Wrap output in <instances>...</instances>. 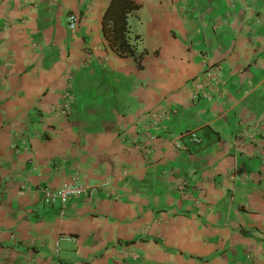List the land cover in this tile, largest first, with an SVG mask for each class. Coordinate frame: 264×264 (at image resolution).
Instances as JSON below:
<instances>
[{"label": "crops", "instance_id": "1", "mask_svg": "<svg viewBox=\"0 0 264 264\" xmlns=\"http://www.w3.org/2000/svg\"><path fill=\"white\" fill-rule=\"evenodd\" d=\"M111 1L0 0V264H264V0Z\"/></svg>", "mask_w": 264, "mask_h": 264}, {"label": "trees", "instance_id": "2", "mask_svg": "<svg viewBox=\"0 0 264 264\" xmlns=\"http://www.w3.org/2000/svg\"><path fill=\"white\" fill-rule=\"evenodd\" d=\"M139 9L140 5L133 0H112L104 16L103 29L119 56L134 58L140 63L143 57L139 51L141 37L132 32L129 23Z\"/></svg>", "mask_w": 264, "mask_h": 264}, {"label": "built area", "instance_id": "3", "mask_svg": "<svg viewBox=\"0 0 264 264\" xmlns=\"http://www.w3.org/2000/svg\"><path fill=\"white\" fill-rule=\"evenodd\" d=\"M78 17L74 14L69 15L68 17V23H69V28L71 30H75L78 26ZM219 69L214 70L211 74V80L214 82L219 77ZM195 93H194V98L199 99V98H204V99H210L211 95L207 93L208 90H206L205 84L202 83H195ZM52 112L68 117L71 112V103L69 100L65 101L63 105H56L53 106ZM245 135V132H243ZM188 137H190L194 142L199 143L200 139L196 135L195 132L190 131L187 132ZM110 182L102 184V187L109 186ZM98 187H91L87 186L84 184H81L77 181V179H73L71 182L64 184L62 187L58 189H50V188H45L42 189V200L43 203L47 206L55 207L58 205L61 206H66L70 200L72 199H77L81 198L84 196H88L90 194H93L97 191Z\"/></svg>", "mask_w": 264, "mask_h": 264}]
</instances>
